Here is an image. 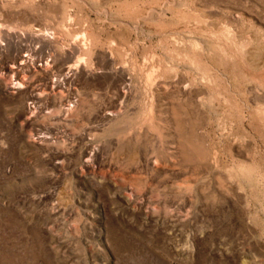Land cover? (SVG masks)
<instances>
[{
    "label": "rangeland",
    "instance_id": "obj_1",
    "mask_svg": "<svg viewBox=\"0 0 264 264\" xmlns=\"http://www.w3.org/2000/svg\"><path fill=\"white\" fill-rule=\"evenodd\" d=\"M0 45V264H264V0H0Z\"/></svg>",
    "mask_w": 264,
    "mask_h": 264
},
{
    "label": "bare ground",
    "instance_id": "obj_2",
    "mask_svg": "<svg viewBox=\"0 0 264 264\" xmlns=\"http://www.w3.org/2000/svg\"><path fill=\"white\" fill-rule=\"evenodd\" d=\"M25 36H28V37H31L30 39L32 40V42H38V43H41L43 45H49L51 44V41L52 39H56V40H59L60 38L56 37V36H48V35H44L43 37H35L33 34H30V33H9L8 34V39L10 40V47L13 48V50L15 49V51L18 52V55H21L20 56V61H21V65L23 64H26L24 65V67H27V68H30V66L28 65L29 64V61H30V58L27 56V55H22L23 51H24V48L25 46L22 44V41L21 43H18V44H12V41H14L15 39H23L25 38ZM2 49V46L0 45V50ZM84 50V49H83ZM72 56L73 55H76V54H81V48L79 47H74L72 52H71ZM84 59V58H83ZM41 60H42V57H41ZM86 62V61H85ZM87 64V63H86ZM34 65V64H33ZM81 62L79 61V63L76 65V66H72V65H68L67 66V73L65 75L66 78H71L73 75H76L78 72H80L81 69ZM120 74L124 76L125 74V71L122 70L120 71ZM91 157L94 155V153H90L89 154Z\"/></svg>",
    "mask_w": 264,
    "mask_h": 264
}]
</instances>
